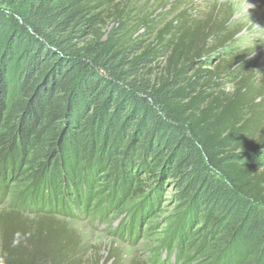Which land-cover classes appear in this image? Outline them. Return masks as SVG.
I'll use <instances>...</instances> for the list:
<instances>
[{
    "label": "trees",
    "instance_id": "obj_1",
    "mask_svg": "<svg viewBox=\"0 0 264 264\" xmlns=\"http://www.w3.org/2000/svg\"><path fill=\"white\" fill-rule=\"evenodd\" d=\"M231 23L230 9L202 14L193 0L0 9V179L31 190L0 211V264L89 263L68 220L105 172L139 196L173 174L189 212L208 207V236L264 252V76Z\"/></svg>",
    "mask_w": 264,
    "mask_h": 264
},
{
    "label": "rangeland",
    "instance_id": "obj_2",
    "mask_svg": "<svg viewBox=\"0 0 264 264\" xmlns=\"http://www.w3.org/2000/svg\"><path fill=\"white\" fill-rule=\"evenodd\" d=\"M20 1L0 0V9L12 11ZM193 1L202 14L217 5L231 10V26L241 30L234 49L252 51L248 63L264 76V0ZM80 166L84 167L83 159ZM106 173L95 178L87 206L73 201L79 216L68 220L83 239L87 264L96 259L98 264H113L106 261L113 251L118 264H264L263 251L240 249L238 257L226 243L225 232L208 236L212 231L208 207L198 205L189 212L195 206L185 201L184 187L173 174L156 178L139 196L136 185L127 192L121 184L113 189ZM140 175L144 177V170ZM30 191V184L18 174L0 179V211L14 203L23 209Z\"/></svg>",
    "mask_w": 264,
    "mask_h": 264
}]
</instances>
